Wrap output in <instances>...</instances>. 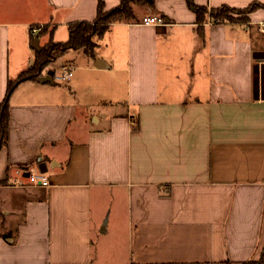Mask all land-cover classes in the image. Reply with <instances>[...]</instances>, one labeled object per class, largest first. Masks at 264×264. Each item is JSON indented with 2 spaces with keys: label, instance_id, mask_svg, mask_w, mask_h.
I'll list each match as a JSON object with an SVG mask.
<instances>
[{
  "label": "crops",
  "instance_id": "0c3cea01",
  "mask_svg": "<svg viewBox=\"0 0 264 264\" xmlns=\"http://www.w3.org/2000/svg\"><path fill=\"white\" fill-rule=\"evenodd\" d=\"M254 1L264 3L197 0ZM98 2L0 0V104L34 61L31 27H46L41 46L65 41L70 23L96 18ZM137 12L96 38L93 56L70 49L47 67L72 63L66 83L28 79L13 91L0 151V264L261 257L264 62L253 53L264 49V8L248 22H207L203 35L186 0ZM154 13L170 22L140 23ZM42 161L49 186L28 178Z\"/></svg>",
  "mask_w": 264,
  "mask_h": 264
},
{
  "label": "trees",
  "instance_id": "16d2710c",
  "mask_svg": "<svg viewBox=\"0 0 264 264\" xmlns=\"http://www.w3.org/2000/svg\"><path fill=\"white\" fill-rule=\"evenodd\" d=\"M186 1L188 7L196 14L198 29L202 35L204 34V24L207 22H248L252 12L264 8V4L260 1H254L247 7H234L229 4L209 7L199 4L197 0ZM138 7L155 9L156 0H120V3L112 8L106 7L105 0H99L97 16L93 21L80 20L70 23L68 25L69 37L67 40L56 41L50 39L42 46L41 50H36L33 63L23 70L15 80L9 81L6 96L0 104V151L8 143L10 97L18 85L28 79L37 80L53 61L63 56L70 49L83 48L88 55L93 56L97 47L96 38L103 37L113 23L138 21ZM161 16L166 22H170V19L165 15ZM262 263H264V249L262 250L261 258L257 260L250 259L244 262L227 260L225 262V264Z\"/></svg>",
  "mask_w": 264,
  "mask_h": 264
},
{
  "label": "built area",
  "instance_id": "2783aa9c",
  "mask_svg": "<svg viewBox=\"0 0 264 264\" xmlns=\"http://www.w3.org/2000/svg\"><path fill=\"white\" fill-rule=\"evenodd\" d=\"M140 23L144 25H163L166 23L164 18L157 13L144 15ZM42 28V25H33L31 27V34L34 36L40 32ZM258 28L260 32L264 35V21L258 22ZM264 50V49H263ZM261 62H264V59H257ZM75 66L72 63H64L60 66L59 69H55V80L57 82H67L70 78H72L74 74ZM28 178L31 183L36 185H43V186H49L50 181L48 177L44 174V172H41L40 170H32L30 171Z\"/></svg>",
  "mask_w": 264,
  "mask_h": 264
},
{
  "label": "water",
  "instance_id": "95a60500",
  "mask_svg": "<svg viewBox=\"0 0 264 264\" xmlns=\"http://www.w3.org/2000/svg\"><path fill=\"white\" fill-rule=\"evenodd\" d=\"M31 46L33 48H35L36 50H41L42 46L39 44V33L36 34L33 39H32V42H31ZM253 56L255 59H264V50H256L254 51L253 53ZM96 65L98 67H106L104 65L101 64V59L98 58L97 61H96ZM55 69L53 68H49L45 74L39 76L37 78L38 81L40 82H52V83H55ZM39 169L41 172H46L48 167H47V163L45 161H42L39 163Z\"/></svg>",
  "mask_w": 264,
  "mask_h": 264
},
{
  "label": "rangeland",
  "instance_id": "374dc122",
  "mask_svg": "<svg viewBox=\"0 0 264 264\" xmlns=\"http://www.w3.org/2000/svg\"><path fill=\"white\" fill-rule=\"evenodd\" d=\"M260 2H261V1H260ZM263 4H264V3H263ZM239 22H243V21H239ZM44 29H45V27H44V25H42V28H41L40 32L43 31ZM40 32H39V33H40ZM256 33H257V35H258V37H259L260 44H263V45H264V36L260 33L259 30H256ZM57 35L60 36V35H61V32L59 31ZM65 40H66V39H65ZM58 69H59V68H58ZM46 71H47V69L44 71L43 74H45ZM59 83H66V82H60V81H59ZM263 94H264V83H263ZM189 98H191V97H189ZM93 120H94V117H93ZM260 258H261V257H260ZM255 260H257V259H255ZM262 264H264V263H262Z\"/></svg>",
  "mask_w": 264,
  "mask_h": 264
}]
</instances>
